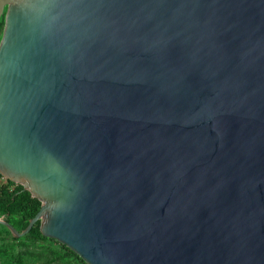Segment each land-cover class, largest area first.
I'll use <instances>...</instances> for the list:
<instances>
[{
	"label": "water",
	"instance_id": "obj_1",
	"mask_svg": "<svg viewBox=\"0 0 264 264\" xmlns=\"http://www.w3.org/2000/svg\"><path fill=\"white\" fill-rule=\"evenodd\" d=\"M0 174L87 264H264V0H0Z\"/></svg>",
	"mask_w": 264,
	"mask_h": 264
},
{
	"label": "trees",
	"instance_id": "obj_2",
	"mask_svg": "<svg viewBox=\"0 0 264 264\" xmlns=\"http://www.w3.org/2000/svg\"><path fill=\"white\" fill-rule=\"evenodd\" d=\"M0 20V38L3 31ZM41 207V201L0 174V219L23 231ZM40 221L22 236H14L0 223V264H87L77 253L54 238L41 234Z\"/></svg>",
	"mask_w": 264,
	"mask_h": 264
},
{
	"label": "bare ground",
	"instance_id": "obj_3",
	"mask_svg": "<svg viewBox=\"0 0 264 264\" xmlns=\"http://www.w3.org/2000/svg\"><path fill=\"white\" fill-rule=\"evenodd\" d=\"M4 21V20H3Z\"/></svg>",
	"mask_w": 264,
	"mask_h": 264
}]
</instances>
